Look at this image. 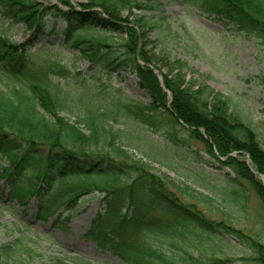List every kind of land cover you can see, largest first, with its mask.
<instances>
[{
    "label": "trees",
    "instance_id": "16d2710c",
    "mask_svg": "<svg viewBox=\"0 0 264 264\" xmlns=\"http://www.w3.org/2000/svg\"><path fill=\"white\" fill-rule=\"evenodd\" d=\"M191 1L226 20L227 28L264 41V0ZM61 3L64 7L0 0L1 19L32 31L23 42L0 32V82H6V90L0 88V160H8L7 166L0 163V182L7 197L25 205L36 196L40 217L56 215V222L67 223L87 199L98 196L99 208L84 236L127 264H233L229 258L195 256L175 242L180 254H167L148 241L157 236L185 241L186 231L231 245L234 239L252 250L255 264H264L262 238L208 216L186 198L189 186L156 172L124 140L129 132L139 136L140 124L187 131L183 140L202 142L218 167L229 169L222 179L232 189H224L222 198L244 210L254 193L264 210V146L250 118L231 97L188 79L185 62L154 51L157 42L149 33L159 21L153 14L158 0ZM103 33L120 34L122 40L115 43ZM50 35L79 52L91 75L46 58L34 61L31 46ZM124 72L137 77L148 102L108 101L93 84L95 77ZM62 112H75L77 121ZM125 116L132 120L129 129L113 125ZM9 249L0 247V264L12 257ZM44 264L89 263L55 257Z\"/></svg>",
    "mask_w": 264,
    "mask_h": 264
},
{
    "label": "rangeland",
    "instance_id": "374dc122",
    "mask_svg": "<svg viewBox=\"0 0 264 264\" xmlns=\"http://www.w3.org/2000/svg\"><path fill=\"white\" fill-rule=\"evenodd\" d=\"M35 1L40 5L64 7L61 0ZM158 3L159 7L153 13L159 18L157 28L149 33L150 39L157 42L154 51L158 55L165 52L171 61L178 59L185 62L183 71L188 79L196 78L200 83L204 82L213 90L231 97L237 110L250 118L264 146V41L250 38L243 31L227 28L226 20L220 21L214 14L203 12L191 0H158ZM0 32H6L14 42H23L32 36V31L24 24L1 18ZM104 35L115 43L122 40L120 34ZM59 43H62L59 38L50 35L31 46L30 57L34 61L46 58L73 73L91 75L88 61L79 52ZM42 45H45L44 48H41ZM80 77L82 79L83 76ZM5 83L0 82V88L6 90ZM93 84L107 95L108 101L134 103L149 100L133 73L95 77ZM62 115L72 121L78 119L75 112H62ZM131 121L125 116L112 123L127 130ZM136 130L139 136L129 132L124 139L135 157L150 162L156 172L169 175L182 187L189 186L191 190L186 198L205 210L208 216L216 220L226 219L245 233L264 240V210L258 198L254 193L250 194L244 210L239 204L222 198L224 189L231 188L222 179L229 169L218 167V163L206 153L202 142L183 140L187 131L178 129L174 132L164 124L156 127L140 124ZM0 163L7 166V158L3 157ZM7 192L8 189L0 182V247L10 246L12 256L7 264H44L55 257L89 264H127L84 236L99 208L98 196L87 199L70 221L61 223L56 222V215L48 218L39 216L36 196L27 199L24 205L8 198ZM206 197L212 200L207 201ZM186 233L183 235L185 241H174L168 236H157L148 241L167 254H180L181 250L172 244L175 242L195 256L229 258L233 264H255L250 259L252 250L234 239H231V245L209 241L200 234L199 238L196 236L198 232Z\"/></svg>",
    "mask_w": 264,
    "mask_h": 264
}]
</instances>
